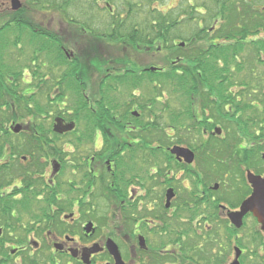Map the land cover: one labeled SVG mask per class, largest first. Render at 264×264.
Masks as SVG:
<instances>
[{
	"label": "flooded vegetation",
	"instance_id": "1",
	"mask_svg": "<svg viewBox=\"0 0 264 264\" xmlns=\"http://www.w3.org/2000/svg\"><path fill=\"white\" fill-rule=\"evenodd\" d=\"M75 1L74 9L63 0L60 9L46 4L43 11L61 15L60 23L77 37L62 38L63 30L49 20L27 25L36 33L33 45L37 34L46 38L49 56L42 66L52 71L42 74L34 62L21 61L27 67L18 87L26 85L21 93L29 97V115L12 122L21 130L13 133L8 192L14 190L15 205L23 201L29 207L20 210L18 224L34 227L11 242L17 244L11 252L19 264L42 252L50 264H115L110 246L121 264H264L262 224L253 211H240L253 191L249 175L264 177V0H208L217 6L212 23L204 5L198 6L203 9L197 20L189 0L187 38L156 49L143 43L146 34L115 32L132 15L143 16L144 0ZM162 1L148 5L161 14L175 9L172 21L179 23V12L185 11L181 0L174 6ZM95 11L104 12L107 21ZM227 15L236 23H228ZM163 51L170 55L168 66L146 64V57ZM58 58L73 69L54 75ZM150 73L188 81L190 105L157 113L145 106L141 85ZM36 90L45 94L41 108H70L42 114L41 121H51L46 129L35 122ZM55 119L60 128L72 127L55 133ZM70 136L72 148L64 149L62 139ZM174 147L190 151L192 160L173 153ZM33 186L40 191L36 200ZM35 203L41 204L35 210L39 216L32 212L33 221L23 219ZM52 204L63 214L53 212Z\"/></svg>",
	"mask_w": 264,
	"mask_h": 264
},
{
	"label": "rangeland",
	"instance_id": "2",
	"mask_svg": "<svg viewBox=\"0 0 264 264\" xmlns=\"http://www.w3.org/2000/svg\"><path fill=\"white\" fill-rule=\"evenodd\" d=\"M135 1L137 2V1H140V0H135ZM188 1L189 0H181V5L183 6V8L186 9V6L188 5ZM193 1H194V4H195V7L197 8V10L195 12V16H196L197 20H199V18L201 17V15L198 13V10H202L203 9V8H198L199 5L206 6V8H208L207 11H206V14L208 16H210V17H214L212 14H214V12L217 11V6H215L214 4L212 5L211 3H209L208 0H193ZM162 2L163 1L161 0L159 3L155 4L154 2L151 1V4L153 3V6L157 7L159 4L161 6ZM252 2L254 3V1H252ZM0 3L6 5V6H3V7L4 8L8 7V12H11L10 0H0ZM21 3H22V5L24 6L25 9H27L28 11H31V12L23 11L22 14H25L27 16L26 19L24 17L25 21L28 24L32 25L34 28H35L36 25L39 26L38 23L40 21L49 20L50 23L52 25H54L57 30H63L64 34H63L62 38H65V37L73 38V36L77 37V34H76L75 31H73L71 28L65 27L66 24H64V21H63V23H60L62 21V19H63L62 17H60L61 15L56 14L55 12L54 13L53 12L52 13L47 12V14H46V12H44L42 9H40L41 6H39V5H37V10H39V11H34L33 8H31L30 3L29 2H25V0H21ZM68 3H70V6L73 9L76 8V6H77V1H71V2H68ZM142 3H143V5H142V9L141 10H142L143 13H145L144 9L149 7V5H148L149 3L146 2L145 0L142 1ZM174 4H175V1L174 0H170L169 5L170 6H174ZM226 4H228L227 1H226ZM169 5H167V8L169 7ZM44 8L46 9V7H44ZM226 8H227V6H226ZM165 10H167V9H165ZM172 11H174V13H172L170 11L166 15H170L171 18H173V15L176 14L175 13L176 10L174 9ZM35 12H37V13H35ZM5 13H6L5 10H0V14L4 15ZM98 13H100L99 16H101V17L103 16V18H101L102 20L107 21L108 17L105 15L104 12H101V11H95L94 12L95 15L98 14ZM251 13L252 12H245L244 14L246 16H252ZM22 14L20 15V18H21V16H23ZM91 14H93V12H91ZM228 16L229 15L225 16L224 19L227 17L228 23L235 24L237 18L236 17L235 18L234 17H228ZM0 17H1V15H0ZM64 17L66 18L65 20H67L69 18V16L67 14H64ZM179 17H181L180 18V22H179L181 24V26H186L188 24L187 15H183L182 12H179ZM75 18H76V16L74 15V19ZM137 19H140V18H137ZM102 20H101L100 24H103ZM246 27H247L248 30L252 29V27L249 26V25H246ZM185 28H187V27H185ZM15 29H16L15 27L7 29V31L3 35L2 39L0 37V40H4L6 38V36L8 35L9 39L11 41V44L0 43V48H2V46H6L5 47L6 50L4 52H1V50H0V55L4 54V57L1 56V61H3L4 63L7 62V61L12 62V66L15 67V69H16L17 68L16 58L18 56H20V54H19V52H20L19 50L21 49V46H20L21 42L20 41H22V40L24 41V39L26 38V41L29 43V39H30L31 36H29L28 34H29L31 29L30 28H28V30L27 29L26 30L25 29H20L21 32L19 31V34H16V33L12 34V32ZM97 31L101 32V30H97ZM232 33H235V32H232ZM100 34H103V33L101 32V33H99V35ZM250 35H252V34L247 33V31L245 32V36H249L250 37ZM16 36H18V37H16ZM23 36H24V38H23ZM62 38L59 37V39H58L59 41L61 40L60 41L61 43H63L62 42ZM48 41L51 42L52 44H54L55 46H57V44L53 43L52 41H50V40H48ZM23 46H24V44H23ZM27 56H28V60L29 61L34 62V64L36 65V69L41 67V65H42L41 62L38 61V60L32 59L31 53L28 52ZM162 57H163V59L161 61ZM169 57H170L169 53L166 52V51H163V53H161L160 55L155 54L153 56V58H151L150 56H148V58L146 57V61L148 62L146 64L151 65L153 63H156L154 65L168 66V63H169L168 61L170 60ZM60 60L61 59H59V62H58L59 64H54V66H53V72H54L53 74L54 75L55 74H59V73H61L64 70L69 71V70L73 69V67H72V66H74L73 63L68 62V64H67L64 61H62V63H61ZM146 64H144V65H146ZM26 67H27V65H21L20 69H24ZM42 70L40 71V73H42V74H45V72L49 73L50 71H52V69H49V68L48 69L43 68ZM17 72H19L18 68H17ZM149 72H151V71H149ZM13 73L14 72H10L9 75L5 76V79L8 78V77H15V73H14V75H13ZM151 77H153L154 79H156V77H157V79L154 82L147 81L146 84L142 83V85H141L142 86L141 94L144 95V102H145V104H147V105H145L144 102H143L142 103L143 105H145V106H150L151 105L150 108H155L156 113L159 112V110H161L160 108H165V109H167L169 111V110H174V108H183L184 106L187 105L184 102L186 100L185 97L183 95H180L179 91L175 90L176 82H175L174 79L168 80L167 77L166 78L162 77V79H161L159 76H156L155 74H151L150 73L147 78L149 79ZM16 78L19 79V81H20L21 75L20 74L17 75ZM39 78H42V77H39ZM39 78L35 79V84L38 83ZM24 80L29 81L30 79H29V77H25ZM105 80L106 79H104L103 81H105ZM32 82H34V81H32ZM21 85L22 86L18 87V92H20V93L22 92V87L26 86L24 82H22ZM105 87L107 88V86H105ZM43 88H45V86ZM132 89H134V88L131 87L128 90L129 91L128 94L130 93V91H132ZM35 96H36V100L32 101V102L36 103V104L38 102L40 105L41 104L44 105V102L46 100L45 94L43 92H40L39 90H36V95ZM157 99L160 100V102H158ZM211 99H213V98H211ZM32 102H31V105H33ZM184 103L186 105H184ZM54 107L55 106H52V108H36V112H37V110H38V112H41V114H39L37 112L38 115L35 116L36 124H40L41 123V125H45V129H46L47 126H49L51 121H49V123H48V121H46L44 119H42V121H41V118L39 117V115L45 114L46 112L56 113V112H63V111L70 110V108H62L61 109L62 111H61V110H59V108H54ZM19 114L22 115L23 113H21V111H19ZM4 117H6V116H4ZM134 122L137 123V122H139V120L138 119H134ZM106 126L107 127H111L110 124H106ZM113 130H114L113 132H114L115 135H118L119 133H121V130L119 128H117V127H115ZM189 132L180 131V134H181V136H183V135H191L190 133H192V132H190V133ZM138 133L139 132H135V133H131V134L132 135H138L140 137V135ZM51 135H52V138L57 137V136H55L53 134H51ZM174 135H177V133H175ZM10 138H13V136H11ZM73 138L74 137H72V139ZM68 139H71V136L70 137H65V138L62 139V140H64V142H62L64 144V149L66 148V146H67L68 149L72 148V147L68 146V142H70ZM152 139H154V136H153ZM62 143L58 142V144H60V145H62ZM67 155L73 156L72 153H67ZM72 158H75V157H72ZM63 160H64V157H63ZM132 169H133V167H131V169H129V170L132 171ZM135 184L133 186L135 188H137V191H136V197H137V196H140V191H139L137 185H135ZM157 189H159V187H157ZM158 191H160V189ZM34 192H35V194L36 193H40V191H36V190H34ZM33 197H34L33 199L36 200V197L35 196H33ZM9 201H10V199L5 200V202L7 204H11ZM35 204H36L35 209H37L38 207L40 208V205H41L40 203H35ZM23 205H24L23 201H20V204H17L16 208L14 207L13 211H14V214L16 215V217L14 219L12 217H9V215H5L4 213H2V211H0L1 212L0 216L3 215V218L2 219L0 218V227H1V231H2L1 232L2 235L0 237V262L2 261V259L4 257H6L4 255H5L6 251L9 250V245H11V247L17 245V244L13 245L14 243L11 244V242H14L13 238H16V237L20 238V237H22L24 235H27L28 234V230L29 229H33V227H34V225H31V226H27V227H25L23 229L22 225L18 224L17 218H21L22 217V216L19 215V213H21V211L19 210V206H23ZM25 213H28V211L25 210ZM23 219H27V218L23 216ZM28 221H33V220L31 219V220H28ZM28 221L25 220V221H23V223L24 224H28ZM100 228H101V226H100ZM22 229L23 230H27V232H22L21 231ZM1 253H4V255L1 254ZM46 256H47V259H48V255H44L43 252H42V253L36 254L33 258H29V260L30 261H35L36 264H50L49 262L51 260L48 259L49 262H47V260L45 258ZM19 259H20V257H13V259L10 262H5L4 264H19ZM44 259L46 261H44ZM27 264H29V263L27 262Z\"/></svg>",
	"mask_w": 264,
	"mask_h": 264
},
{
	"label": "trees",
	"instance_id": "3",
	"mask_svg": "<svg viewBox=\"0 0 264 264\" xmlns=\"http://www.w3.org/2000/svg\"><path fill=\"white\" fill-rule=\"evenodd\" d=\"M28 1L41 6L42 9L46 7V4H53L52 5L53 8L55 7V8L60 9L61 4L63 3V0H28ZM151 1L152 0H147L148 3H151ZM134 7L135 6H131V8H134ZM152 9L150 6L144 9L145 13L143 14V16L136 17L135 15L134 16L132 15V17L129 18L128 20L129 22L127 21V23L123 24L120 27L121 29L115 30L116 34L118 36H123L129 32L132 34L136 33L137 35H140V36H142L143 34H146L144 35V38L142 39V41L147 46L152 47V49H156V47L159 45H162L163 47L165 45L167 46L168 44H172L174 41L175 43H178L176 40H183L187 38L188 31H189V28H188L189 22L186 26H181L180 23L175 22V17H174V20L172 21V18L170 15L157 13L156 11ZM22 13H23L22 10L18 12H10L9 14H6L7 18L6 16H4V18L2 19L0 18L1 28L5 30L6 32L9 26H11V24L14 23V26L16 29L12 32V34L14 33L19 34L20 29L28 30L27 25H30V24H28L25 21L27 16ZM21 14L23 16H21L20 18ZM183 14H186L188 17L187 8L185 9ZM213 16L214 17L208 16L209 20L207 21H210L212 23L213 18H215V15ZM137 18H140V19H137ZM119 19H121V17H119ZM196 24H198L197 20H196ZM29 33L35 34V38H36V33H33L32 30H30ZM109 33L110 32L107 31V34ZM37 35H38V40H37V44L35 43V45L33 44L25 45L23 41H20L22 44H24V47L26 50L25 51L22 50L21 51L22 57L16 60L17 68L19 72H17V68L15 69V67L12 66V62L7 61L4 63L3 61H1V56L4 57V54L0 55V211H2V213H4L5 215H9V217H12L13 219L15 218L13 209L14 207L15 208L17 207V205H15L16 201L12 200V196L14 195V190L10 192H8L7 190L8 188H10L9 185L12 184L11 180H12V174H13V170H12L13 159L11 158L16 153L13 150V145H14L13 141H14L15 136L10 126L12 125V122L16 119H24V121H27V117L29 115V112L27 110L29 108V97L26 96L27 95L26 93L25 95H22L23 93L18 92L19 79H17L16 76L21 74L20 67L21 65H24L21 63L20 60L28 59L27 52L31 54H33V52H36L39 55V58L41 61H45L46 57L49 56L48 51H47L48 42L46 43V38L44 37V35L43 36H41V34H37ZM109 35L110 37L112 36L111 34ZM2 43L11 44V41L8 35L3 40ZM5 47L6 46H2L3 49L0 48L1 52H4L6 50ZM18 62L21 64H18ZM10 72H14L15 77H8L5 79V76L9 75ZM167 78L168 80H172V79L175 80L176 82L175 90L179 91L180 95H183L185 97L186 100L184 102L188 104V101L189 102L191 101V98H189L190 91L188 87V81L182 80L181 78L180 80H178L176 79L177 77L175 78L173 76H168ZM148 81L154 82L155 79L151 77L148 79ZM15 84H16V87H13ZM133 84H134V80L131 81V85ZM226 98H229V96H227ZM185 103L184 105H186ZM187 107L188 106L186 105L183 108H187ZM36 108H41V105L38 102L36 104ZM19 111H21V113L23 114L20 115ZM36 115H38L37 112H35V116ZM39 117H41V115H39ZM8 129H10V131ZM11 136H13V138H10ZM7 149H9L8 152H7ZM23 153L24 152H20V154H23ZM35 174L36 172L32 175V178L33 176H35ZM33 196L36 197L37 195L32 193L31 197L34 198ZM7 199H10L9 202L11 204H7L5 202V200ZM23 206H19V210H21ZM28 208H29L28 206H25V209H28ZM35 210H39V209H34V211L28 212L27 216H24V217L31 219L29 218V216H31L30 214H32V212H34L37 216H39V214H37L36 213L37 211ZM52 211L55 212V210H52ZM0 218L2 219L3 215L0 216ZM1 254L4 255V253H1ZM28 261L29 263H32V261L30 260ZM5 262H8V260L1 261L0 264H4Z\"/></svg>",
	"mask_w": 264,
	"mask_h": 264
},
{
	"label": "water",
	"instance_id": "4",
	"mask_svg": "<svg viewBox=\"0 0 264 264\" xmlns=\"http://www.w3.org/2000/svg\"><path fill=\"white\" fill-rule=\"evenodd\" d=\"M12 4V9L17 10L20 8L21 4L19 3L18 0H11ZM59 120L56 119V124L54 125L53 129L56 132H62V130L70 129L72 126H67L65 128H60ZM20 130L19 126H16L14 128V132H18ZM173 153H176L177 155H184L186 156L188 161L192 160V154L190 151L187 149H181L178 147H174L171 149ZM248 181L251 184L253 191L250 197L245 199L240 207L241 212L245 211H253L255 215L257 216L258 220L262 224V228L264 230V177L260 176H254V175H249ZM241 214V213H240ZM110 252L114 255L115 257V264H121V260L119 258V255L115 249V247H109Z\"/></svg>",
	"mask_w": 264,
	"mask_h": 264
}]
</instances>
